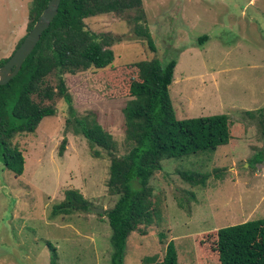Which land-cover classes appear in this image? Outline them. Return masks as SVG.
I'll list each match as a JSON object with an SVG mask.
<instances>
[{
    "label": "rangeland",
    "instance_id": "obj_1",
    "mask_svg": "<svg viewBox=\"0 0 264 264\" xmlns=\"http://www.w3.org/2000/svg\"><path fill=\"white\" fill-rule=\"evenodd\" d=\"M31 1L0 0V60L9 58L26 35ZM142 1L154 51L134 35L125 15L84 20L91 32L115 38L110 66L175 59L169 95L176 118L228 115L233 136L215 152L162 161L149 181L160 210L145 236L128 237L123 264H151L147 259L153 256L161 260L165 247L159 233L173 241L178 264H218L200 259L195 236L264 217V144L257 123L244 114L264 108V0ZM204 35L208 39L200 45ZM108 69L66 75L65 81L77 116L93 113L122 156L127 152L122 109L129 96L125 82L113 85L106 79ZM54 105L56 114L42 119L33 135L13 141L24 157L23 174L15 177L0 162V264H51L48 243L57 264H109L111 231L104 213L50 217L66 190H77L104 211L117 198L107 187L108 154L96 147L100 156L95 158L86 139L67 125L66 104L57 99ZM215 169H221L218 179ZM178 172L211 177L206 187H191ZM188 193H194L190 213L177 207Z\"/></svg>",
    "mask_w": 264,
    "mask_h": 264
},
{
    "label": "trees",
    "instance_id": "obj_2",
    "mask_svg": "<svg viewBox=\"0 0 264 264\" xmlns=\"http://www.w3.org/2000/svg\"><path fill=\"white\" fill-rule=\"evenodd\" d=\"M48 1H31L26 32ZM106 14L125 15L134 35L155 50L142 0H60L54 20L42 33L18 74L8 84L0 86V162L15 177L21 176L24 157L13 143L14 139L19 135H33L42 119L56 114L55 100H62L67 106V125H72L74 132L86 139L92 155L100 156L95 150L97 147L110 157L107 187L117 198L114 205L104 211L111 231L109 264H123L128 237L136 232L145 236L144 229L155 223L160 210L149 181L162 169V161L215 152L218 147L227 145L233 134L228 115L176 118L169 95L175 59L139 61L112 68L111 47L115 38L109 33L91 32L84 23L87 18ZM207 39L204 35L198 42L202 45ZM7 59L0 60V67ZM105 68H109L106 79L111 84H127L129 100L122 109L127 152L122 156L117 155L115 141L93 113L77 116L65 81L66 75ZM244 114L257 123L264 144V108ZM65 144L63 138L59 156ZM262 158L249 161V165ZM220 172L221 169H215L213 176L218 179ZM178 175L189 186L201 188L206 187L211 177V173L200 172H178ZM187 195L188 198L178 199L177 207L190 213L189 201L194 199V193ZM92 208L81 193L70 189L64 192L63 200L51 208L50 217L89 213ZM158 236L165 247L163 257L158 260L153 256L147 262L178 264L173 241H167L164 233ZM195 237L201 260H216L218 264H264V217L201 232ZM48 247L52 250L50 263L57 264L56 250L50 243Z\"/></svg>",
    "mask_w": 264,
    "mask_h": 264
},
{
    "label": "water",
    "instance_id": "obj_3",
    "mask_svg": "<svg viewBox=\"0 0 264 264\" xmlns=\"http://www.w3.org/2000/svg\"><path fill=\"white\" fill-rule=\"evenodd\" d=\"M60 0H49L45 9L34 23L29 32L26 33L20 45L14 50L7 61L0 67V86L6 85L20 71L25 59L31 54L38 43L42 33L54 20ZM93 212L103 214L104 210L92 208Z\"/></svg>",
    "mask_w": 264,
    "mask_h": 264
},
{
    "label": "crops",
    "instance_id": "obj_4",
    "mask_svg": "<svg viewBox=\"0 0 264 264\" xmlns=\"http://www.w3.org/2000/svg\"><path fill=\"white\" fill-rule=\"evenodd\" d=\"M27 26V25H26Z\"/></svg>",
    "mask_w": 264,
    "mask_h": 264
}]
</instances>
